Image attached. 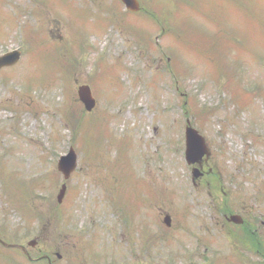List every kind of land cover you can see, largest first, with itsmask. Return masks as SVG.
<instances>
[{
    "label": "rangeland",
    "instance_id": "1",
    "mask_svg": "<svg viewBox=\"0 0 264 264\" xmlns=\"http://www.w3.org/2000/svg\"><path fill=\"white\" fill-rule=\"evenodd\" d=\"M82 1L90 7L83 9L80 0H0V54L25 48L15 67L0 70V110L6 109L0 114V222H10L0 229L25 245L39 236L37 249L57 251L59 225L48 219V209L57 207L64 183L57 160L73 146L78 167L67 182L70 219L63 236L90 246L96 236L114 264L131 262L140 233L133 242L112 205L139 226L135 216L145 191H157L162 199L156 209L173 217L168 234L180 235L186 247L188 238L195 240L196 249L203 239L213 264H228L234 244L228 243V256L217 251L233 239L226 234L235 226L222 229L221 212L233 210L252 228H264V0H141L154 13L173 14L160 24L147 11L109 10L113 0ZM165 25H175L179 36ZM175 45L178 53L171 54ZM179 63L191 72L188 77L180 65L174 68ZM95 64L101 68L96 73ZM119 66L120 88L109 84ZM84 83L97 99L92 112L78 99ZM68 118L82 124L77 138L66 128ZM188 120L201 126L211 150L196 185L184 154ZM37 173L49 185L35 192L41 218L30 226L20 199ZM6 188L18 195L6 196ZM213 216L220 217L219 226ZM145 219H153L146 210ZM239 243L237 259L250 261L252 243ZM10 256L29 264L20 253L4 252L0 264Z\"/></svg>",
    "mask_w": 264,
    "mask_h": 264
},
{
    "label": "flooded vegetation",
    "instance_id": "2",
    "mask_svg": "<svg viewBox=\"0 0 264 264\" xmlns=\"http://www.w3.org/2000/svg\"><path fill=\"white\" fill-rule=\"evenodd\" d=\"M229 215L232 214L223 213V216L226 220ZM215 223L219 224L220 221L215 220ZM234 229V233L227 232L226 234L228 238L233 239H230L229 242L224 240L222 246L220 247V249L223 251L218 250L217 252H219V254L228 256V254L232 253V251L228 248V243H233L234 245L230 246V248L234 249L235 255L230 256V258H235V264H237V247L239 246L241 249V243L237 242V225H235ZM247 229H249L248 225H246L243 230L246 232ZM200 230L203 232V227H200ZM250 232L252 234V238L248 242L252 243V245L248 247V249L253 254L251 255L252 261H250V263L264 264V228L261 227V229H258V227H256L253 230L250 228ZM60 238V242L57 245V251L52 252L54 257L57 256L56 258H53L51 253H42L41 251L43 249L41 247L37 249L39 240H36L34 245L28 248L32 263L35 261H44L47 264H56L59 261V264H80L79 257L75 256L79 244L71 243L70 237L68 236L60 235ZM0 239L5 241L7 240V242H13L5 238L3 235H0ZM168 239L169 238L165 237L163 238V241H159L158 238L146 240V237H143L139 242L138 252L132 253L131 256H133L129 258L132 261L124 264H180L187 261H189V264H210L211 257L209 255V247L204 244L203 239L197 242V249L195 247L194 240L190 239L191 241L187 243V247L190 246L188 251H185L186 246L183 244V240L179 241V236L172 235L170 238L171 241H168ZM102 247L103 241L100 243V248ZM170 247L176 248V250L171 251ZM192 247L195 249V251H193ZM162 249H168V251H161ZM35 251L39 253L37 259L33 257V254L36 253ZM104 255V257H97L96 252H93V257L85 264H114L109 259V253H104ZM72 256H75L73 261L71 260ZM184 256L185 258H183Z\"/></svg>",
    "mask_w": 264,
    "mask_h": 264
},
{
    "label": "water",
    "instance_id": "3",
    "mask_svg": "<svg viewBox=\"0 0 264 264\" xmlns=\"http://www.w3.org/2000/svg\"><path fill=\"white\" fill-rule=\"evenodd\" d=\"M127 6L131 9L137 10L138 4L136 0H123ZM17 59L12 60H0V66L4 64H12ZM80 97L86 105V109L91 110L95 104L94 99L91 96L90 90L87 86L80 88ZM188 149H187V160L189 163L199 161L202 156L207 152V148L204 144V140L198 135V133L192 129H188ZM76 163V155L72 151L68 156L62 157L60 161V169L66 173L68 177L70 172L74 169ZM197 174H195L196 176ZM235 219V217H232Z\"/></svg>",
    "mask_w": 264,
    "mask_h": 264
}]
</instances>
